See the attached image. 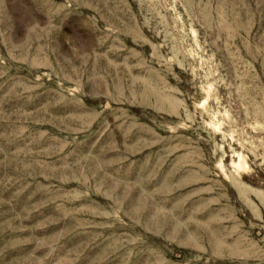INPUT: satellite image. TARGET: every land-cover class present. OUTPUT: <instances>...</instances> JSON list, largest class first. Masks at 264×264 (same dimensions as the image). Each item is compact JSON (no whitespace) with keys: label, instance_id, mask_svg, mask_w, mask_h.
Instances as JSON below:
<instances>
[{"label":"rangeland","instance_id":"1","mask_svg":"<svg viewBox=\"0 0 264 264\" xmlns=\"http://www.w3.org/2000/svg\"><path fill=\"white\" fill-rule=\"evenodd\" d=\"M0 264H264V0H0Z\"/></svg>","mask_w":264,"mask_h":264}]
</instances>
